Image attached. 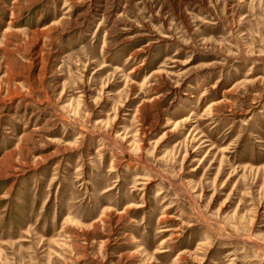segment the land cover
Instances as JSON below:
<instances>
[{"label": "rangeland", "instance_id": "rangeland-1", "mask_svg": "<svg viewBox=\"0 0 264 264\" xmlns=\"http://www.w3.org/2000/svg\"><path fill=\"white\" fill-rule=\"evenodd\" d=\"M0 264H264V0H0Z\"/></svg>", "mask_w": 264, "mask_h": 264}]
</instances>
